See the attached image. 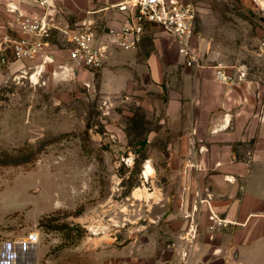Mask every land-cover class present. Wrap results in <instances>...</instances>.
Instances as JSON below:
<instances>
[{"label":"rangeland","instance_id":"obj_1","mask_svg":"<svg viewBox=\"0 0 264 264\" xmlns=\"http://www.w3.org/2000/svg\"><path fill=\"white\" fill-rule=\"evenodd\" d=\"M238 1L210 4V33L218 23L227 34L211 63L254 78L264 72V18ZM10 59L0 63V239L37 232L32 264H173L185 190L167 154L177 129L167 99L152 88L109 92L101 68L67 57L37 68Z\"/></svg>","mask_w":264,"mask_h":264},{"label":"crops","instance_id":"obj_2","mask_svg":"<svg viewBox=\"0 0 264 264\" xmlns=\"http://www.w3.org/2000/svg\"><path fill=\"white\" fill-rule=\"evenodd\" d=\"M119 1L55 0L52 15L61 23L93 22L101 33L107 28L118 30L124 16L113 5ZM196 1L202 32L196 29L195 61L180 52L177 39L151 27L136 48L110 46L100 69L101 79L109 92L146 94L152 88L167 99L164 110L177 128L170 147L173 152L168 153L173 156V174L181 175L185 190L184 198L175 204L177 209L181 206V212L173 214V240L185 235L194 218L199 221L190 264H264V72L254 78L245 72L240 80L241 66L234 70L223 62L211 63L221 57L213 47L225 45L221 42L227 34L218 23L212 27L215 34L210 33L211 27L206 25L210 4L239 1ZM10 4L26 14L36 12L33 0H0V38L16 28V13L8 10ZM261 15L264 18L263 11ZM260 25L264 26V20ZM59 43L50 47L51 61L70 60L67 48ZM261 44L264 52V41ZM219 70L234 77V82L221 81ZM210 211L228 224L210 230ZM19 238L0 239V264H32L33 243L25 236ZM171 250L173 264H182Z\"/></svg>","mask_w":264,"mask_h":264},{"label":"built area","instance_id":"obj_3","mask_svg":"<svg viewBox=\"0 0 264 264\" xmlns=\"http://www.w3.org/2000/svg\"><path fill=\"white\" fill-rule=\"evenodd\" d=\"M35 13L26 14L18 6L9 5L8 10L16 13L13 32H8L0 38V63L14 61H31L37 66L51 60L53 42H60L67 48L75 65L88 69H100L110 51L111 45L123 49L136 48L141 42L148 28L156 27L173 36L181 45L180 52L190 60L197 59L194 50L197 18L199 13L196 0H121L113 7L124 18L121 27L101 31L93 22L72 24L69 21L57 22L52 11L55 0H33ZM256 6L264 11V4L260 0H252ZM59 43V44H60ZM41 59L40 64L37 60ZM34 67V66H33ZM32 68V66H31ZM68 70V67L65 68ZM245 72H241L238 79H243ZM217 77L223 82H234L235 78L223 71L217 72ZM208 227L215 230L228 224L226 219L216 212L210 211L207 216ZM199 229V221L189 227L184 236L173 240L168 247L178 255L182 264H190L194 240ZM30 243L39 241L37 232L29 233Z\"/></svg>","mask_w":264,"mask_h":264},{"label":"bare ground","instance_id":"obj_4","mask_svg":"<svg viewBox=\"0 0 264 264\" xmlns=\"http://www.w3.org/2000/svg\"><path fill=\"white\" fill-rule=\"evenodd\" d=\"M152 171H153L152 166L148 164L145 169V175L148 176Z\"/></svg>","mask_w":264,"mask_h":264},{"label":"water","instance_id":"obj_5","mask_svg":"<svg viewBox=\"0 0 264 264\" xmlns=\"http://www.w3.org/2000/svg\"><path fill=\"white\" fill-rule=\"evenodd\" d=\"M167 154H169V153H167Z\"/></svg>","mask_w":264,"mask_h":264}]
</instances>
